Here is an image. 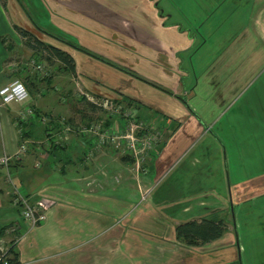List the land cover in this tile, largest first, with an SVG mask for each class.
Returning a JSON list of instances; mask_svg holds the SVG:
<instances>
[{
	"label": "crops",
	"instance_id": "1",
	"mask_svg": "<svg viewBox=\"0 0 264 264\" xmlns=\"http://www.w3.org/2000/svg\"><path fill=\"white\" fill-rule=\"evenodd\" d=\"M10 2L16 21L31 25ZM40 2L50 21L42 27L75 46L43 38L67 49L75 70L41 80L28 58L15 60L25 46L0 7V87L18 78L31 96L0 98V156L30 142L0 162V250L13 240L22 264H234L238 243L227 218L225 232L200 245L178 240L175 226L264 197V95L243 99L264 68V0ZM9 36L11 48L2 41ZM79 89L134 99L162 126L139 171L111 143L84 147L75 132L64 140L52 118L65 115L75 128L87 121ZM28 105L35 115L22 120ZM42 115L52 121L40 123ZM207 133V143H194ZM174 173L177 187L150 189ZM17 189L42 200L43 220L23 218L12 203ZM173 204L196 214L171 220L162 213Z\"/></svg>",
	"mask_w": 264,
	"mask_h": 264
},
{
	"label": "built area",
	"instance_id": "2",
	"mask_svg": "<svg viewBox=\"0 0 264 264\" xmlns=\"http://www.w3.org/2000/svg\"><path fill=\"white\" fill-rule=\"evenodd\" d=\"M26 64H30L36 70L39 78L49 76L52 73L49 67H45L41 61L34 57ZM17 84L22 85L23 91L17 90ZM78 96L84 98L94 108L99 109L102 115L92 121L80 123L76 128L65 115H56L52 120L59 124L64 133V140L69 138V134L75 132L78 137L76 136L74 143H81L84 147L87 146V143H94L95 145L111 143L113 151L117 154L131 156L133 169L136 172L139 171L147 153L153 149L155 143L161 140L162 126L156 122L155 118L140 115V105L136 102L129 103L127 100L93 94L83 89H79ZM30 97V91L18 78L0 87V98L3 102L22 101ZM29 115L34 116L35 111L28 105L20 111V119L24 120ZM49 120L52 121L44 115L39 118V121L45 125H48ZM27 143V141L20 143L17 150L10 155L7 153L1 155L0 162L6 164L11 158L20 156L27 149ZM16 192L17 195L13 197L12 203L20 206L23 218L32 225L45 218V213L40 208L41 199L32 201L18 189Z\"/></svg>",
	"mask_w": 264,
	"mask_h": 264
},
{
	"label": "rangeland",
	"instance_id": "3",
	"mask_svg": "<svg viewBox=\"0 0 264 264\" xmlns=\"http://www.w3.org/2000/svg\"><path fill=\"white\" fill-rule=\"evenodd\" d=\"M6 4L4 5L2 1L0 0V7L1 9L7 14L8 19L11 23L18 22L16 21L15 15H18V6L16 3H12L10 1L12 0H5ZM27 3V6L29 8V13L34 20L37 22L40 21L39 24L43 25V20L47 19L46 25L49 26V16L47 14L45 5L40 2V0H24ZM163 3L166 5V1ZM156 3V1L154 2ZM168 4V3H167ZM34 5V6H33ZM158 8L161 7V4H156ZM14 6V7H13ZM22 10V9H21ZM175 11V10H174ZM15 15H14V14ZM24 13V12H22ZM27 16V15H26ZM28 18V16H27ZM23 21V20H22ZM24 22V21H23ZM26 25L25 23H23ZM26 26L31 27L32 24H27ZM52 27V26H50ZM48 36V35H47ZM17 39H21L24 48V52L14 55L15 60H22L27 59L26 61H30L33 57L41 61L45 67H49L52 72L56 73L59 70L57 69L56 65L48 64V62L44 59H41L38 55L32 54L30 55L32 49L30 46L24 43V38L21 34L17 32ZM25 53V54H24ZM22 54V55H21ZM21 56V57H20ZM23 56V57H22ZM20 58V59H18ZM29 69H32L33 72L35 69L29 64ZM247 92L245 93L244 98H247L251 100L250 102L256 103L259 101V98H262L264 95V68L262 71H258L253 78H251L247 84ZM53 91V90H51ZM242 99L238 101V104H240ZM82 104L86 105V101H82ZM86 106L87 112L88 109H90V112L87 113V118L85 122L92 121L94 118H98L102 115L101 111L99 109L94 108L90 103H87ZM155 111H153L154 113ZM100 113V115H97ZM155 114V113H154ZM161 118L163 115L161 113H158ZM41 123V122H40ZM83 123V122H82ZM40 128V127H39ZM41 129V128H40ZM43 129V127H42ZM216 129V128H215ZM215 129H211V133H215ZM39 132L42 133V130ZM163 134V133H162ZM164 135V134H163ZM209 133H207L202 139L201 137L195 141L194 143H207ZM162 140V138H161ZM160 140V141H161ZM30 141V140H29ZM199 141V142H198ZM30 143V142H28ZM199 145L196 146V148ZM148 155V153H147ZM176 172V170H175ZM164 179V178H163ZM161 179L158 181H152L150 189L154 188V193L157 194H166L167 190H171L172 186L177 187V179H178V173L172 174L171 177H168L165 181ZM122 191H120L121 193ZM153 194V193H152ZM121 195V194H120ZM140 196H137V199ZM160 199V197H158ZM170 211L162 213L171 220L179 221V218H190L191 216H194L196 213L194 210L188 211V212H179V206L177 207L176 204L169 206ZM230 208V209H229ZM219 216L225 217L229 220V223L233 227V232L237 240V244L234 245L236 247L237 253L233 256L234 264H264V197H257L251 199L250 197L247 198L240 206H232V207H226L223 209ZM122 225V224H121ZM240 245H242L240 249ZM230 246V245H229ZM239 246V248H237ZM226 247V246H225ZM231 255V254H230ZM218 258V256H216ZM219 264V263H217Z\"/></svg>",
	"mask_w": 264,
	"mask_h": 264
},
{
	"label": "trees",
	"instance_id": "4",
	"mask_svg": "<svg viewBox=\"0 0 264 264\" xmlns=\"http://www.w3.org/2000/svg\"><path fill=\"white\" fill-rule=\"evenodd\" d=\"M1 1L4 5L6 4L5 0ZM17 2L23 12H25V14L28 16L32 24L31 27H28L19 22L12 23L14 29L23 36L24 43L31 47L34 54L38 55L41 59L46 60L49 65H56L58 70L68 69L71 71V73L74 72L75 63L71 53L62 46L45 40L43 36H52L53 38L61 42H65L66 44L73 46L75 45L62 36L56 35L47 29H44L42 25L39 24V22L30 16L29 8L24 0H17ZM29 3L31 4L30 1ZM5 39L6 38L3 37L2 41L5 42L7 48H11L12 38L9 36L8 40ZM52 75L53 72L49 76L40 79L48 80L52 78ZM123 98H125L123 100H127L129 103L136 102L139 104L138 101L134 99L127 97ZM139 114L143 115L140 112ZM124 156H128L133 160V158L129 155ZM226 229L227 222L224 217L219 215L215 217H202L200 219L185 220L176 224L175 236L178 240L184 242L185 244L200 245L220 237ZM0 264H22L19 260L18 251L13 240L10 242L7 248L0 250Z\"/></svg>",
	"mask_w": 264,
	"mask_h": 264
},
{
	"label": "clouds",
	"instance_id": "5",
	"mask_svg": "<svg viewBox=\"0 0 264 264\" xmlns=\"http://www.w3.org/2000/svg\"><path fill=\"white\" fill-rule=\"evenodd\" d=\"M17 90H18V91H23V87H22V85L17 84ZM25 95H26V93H25Z\"/></svg>",
	"mask_w": 264,
	"mask_h": 264
}]
</instances>
